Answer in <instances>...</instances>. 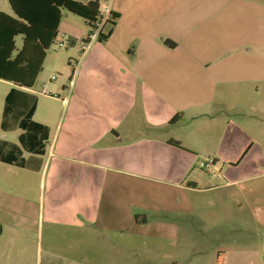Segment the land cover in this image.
Here are the masks:
<instances>
[{
  "label": "rangeland",
  "instance_id": "1",
  "mask_svg": "<svg viewBox=\"0 0 264 264\" xmlns=\"http://www.w3.org/2000/svg\"><path fill=\"white\" fill-rule=\"evenodd\" d=\"M114 3L119 0H99L100 11ZM165 4L171 7L169 35L179 44L166 85L159 90L158 69L149 67L144 45L136 49L138 67L131 78L132 95H140L138 116L134 113L139 127L133 135L156 140L154 162L148 170L138 165L133 171L140 175L118 183L113 210H101L98 229L86 236L87 247L83 229L63 227L52 216V211L63 216L66 212L68 198L56 194L55 185L67 179L38 172L49 154V143L44 141L39 169L33 170L38 173L21 170V177H4L6 168L0 164V241L28 238L44 253L53 250L70 257L73 251L68 248L73 245L77 264H218L219 253H262L264 0H166ZM146 22L143 27L151 23ZM98 28L91 30L83 19L62 11L58 33L69 37L70 32L73 43L58 35L47 51L28 90L37 99L34 122L58 130L70 107L69 95H128L124 78L111 87L107 78L116 77L119 70L123 73L132 60L119 51L120 38L101 39L108 34V23L101 31ZM16 45L21 46L19 37ZM12 87L0 80V121L3 94ZM159 92L167 95L166 108L156 104L155 112L146 116L143 97ZM210 95L219 96L213 97V104L219 100L204 110L176 108L197 105ZM227 95H237L235 103L242 111L223 105ZM17 134L0 128V140L16 142ZM166 140L179 147L171 145L161 157L158 148ZM68 237H75L76 243H69Z\"/></svg>",
  "mask_w": 264,
  "mask_h": 264
},
{
  "label": "crops",
  "instance_id": "2",
  "mask_svg": "<svg viewBox=\"0 0 264 264\" xmlns=\"http://www.w3.org/2000/svg\"><path fill=\"white\" fill-rule=\"evenodd\" d=\"M77 1L86 3L90 0ZM165 1L119 0L118 4L114 3L110 8H105L110 13L118 15L115 26L106 40H110L113 36L120 38L119 51L128 53L132 60L131 65L124 69L123 73H119V70L116 77L107 78V87L113 86L117 80L121 81L122 77L129 89L128 95H69L70 100L67 106L70 107L58 130L55 129L52 132L45 124L34 122L33 115L31 121L27 122L25 130L20 127L13 131H6L18 133L16 142L0 140L14 145L19 151V159H27L31 155L19 145L21 135L31 133L42 140L44 144L48 141L47 164L42 165V171L40 169L38 172L45 176L49 173V177H55V180L61 177L67 179L66 183L55 185V193L68 198L65 204L66 212L63 216L52 211V216L54 214L63 223V227L83 229L82 242L87 247L90 246V241L86 239V236H90L93 231L98 229L101 210L103 213L113 210L112 203L119 189L118 183L124 181L123 177L132 178L140 175L133 171L140 164L148 170L149 165L154 162L156 157L157 142L154 138L150 136L137 138L133 135L139 127L134 120V113L138 116L140 95H132L134 87L131 78L135 73V68L138 67V61L134 62L136 49L144 45L146 53H148L146 61H148L149 67L158 69L156 75L162 83L159 90L166 85L170 60L179 44L169 35L171 7H166ZM9 10L7 0H0V12L10 13ZM148 20L151 23L147 27H143ZM67 33L70 38L64 33H58L57 36L61 35L63 42L73 43L70 32ZM147 36L152 39L146 41ZM131 43L134 45L133 48L129 46ZM123 66L124 64H122ZM127 73L129 76H124ZM136 75L138 77V73ZM113 79L115 80L113 81ZM10 89L8 88L3 94V102ZM24 90L29 92V89ZM203 96L201 95V97ZM214 96L219 97L210 95L209 100H202L197 105L182 104L177 105L176 108L185 111L196 106V109L204 110L213 104ZM236 96L227 95L223 105H226L227 108L236 106L238 111H242L243 107L237 106L235 103ZM166 98L167 95H160V92L159 95L144 96L143 110L146 116H151L155 112L153 109L156 104L165 109ZM218 100L219 98L215 100V103ZM172 109L169 108L170 111ZM65 118L66 122H64ZM231 125L230 121L226 122L228 130ZM168 140L165 141L166 144L158 148L161 157L172 148ZM174 148L176 149V147ZM6 149H3L5 155ZM0 164L6 168L4 177H21L24 175L21 170L34 172L15 163L8 164L0 161ZM261 224L264 225V222ZM67 240L69 243H76L75 237H68ZM0 244L3 245V251L0 252V264H77L73 245L68 248L73 251L70 257L69 253H57L53 250L44 253L41 246L36 244L34 247L33 242L23 237H5L0 241ZM261 249L262 253L244 251L219 253L221 254L220 264H264V248ZM85 259L84 254L83 262Z\"/></svg>",
  "mask_w": 264,
  "mask_h": 264
},
{
  "label": "trees",
  "instance_id": "3",
  "mask_svg": "<svg viewBox=\"0 0 264 264\" xmlns=\"http://www.w3.org/2000/svg\"><path fill=\"white\" fill-rule=\"evenodd\" d=\"M10 13L0 12V80L10 82L13 87L3 102L2 131L16 128L26 129L36 108V96L25 91L31 89L41 72L47 51L57 37L62 11L81 18L91 30H95L100 20L99 0L86 3L77 0H7ZM118 15L110 13L106 23L110 25L107 39L111 34ZM21 39L17 48L16 39ZM175 121H171L174 123ZM38 126V125H36ZM21 146L31 155L19 159L18 149L9 143L0 141V161L18 164L29 170H38L43 154L44 143L34 135H21ZM169 144L179 147L178 142ZM7 148L6 155L3 149ZM221 254L218 255V264Z\"/></svg>",
  "mask_w": 264,
  "mask_h": 264
},
{
  "label": "built area",
  "instance_id": "4",
  "mask_svg": "<svg viewBox=\"0 0 264 264\" xmlns=\"http://www.w3.org/2000/svg\"><path fill=\"white\" fill-rule=\"evenodd\" d=\"M100 16H101L100 17V23L97 26V28L99 27L97 31H101L103 25L106 24L107 20L109 19V16H110L109 10L108 9H104L103 11H100Z\"/></svg>",
  "mask_w": 264,
  "mask_h": 264
}]
</instances>
